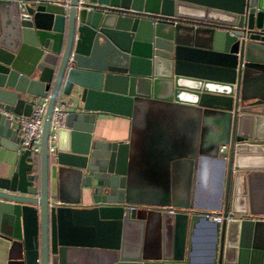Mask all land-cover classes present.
Segmentation results:
<instances>
[{"label":"water","instance_id":"1","mask_svg":"<svg viewBox=\"0 0 264 264\" xmlns=\"http://www.w3.org/2000/svg\"><path fill=\"white\" fill-rule=\"evenodd\" d=\"M38 98L47 103L37 166L23 151L0 176V238L19 264H191L186 228L190 236L201 220L212 230L205 264H264V0H0V145L15 136L5 113L27 116ZM59 98L75 103L49 156ZM149 105L224 114L217 145L226 150L200 127L195 154L219 164L216 204L153 206L146 217L130 209L140 202L132 140L99 143L90 133L98 115L135 125L141 109L157 112ZM50 161L91 204L51 189ZM155 217L161 245L145 255V222Z\"/></svg>","mask_w":264,"mask_h":264},{"label":"crops","instance_id":"2","mask_svg":"<svg viewBox=\"0 0 264 264\" xmlns=\"http://www.w3.org/2000/svg\"><path fill=\"white\" fill-rule=\"evenodd\" d=\"M59 98L57 102H61ZM72 104L66 103L69 110ZM155 113L150 119L136 121L135 125L127 117L102 114L94 121L90 133L91 141L105 143L128 141L136 142L130 154L137 160L135 176L130 182L137 193L140 202L130 204L140 205L143 211L162 206L174 209L181 205H191L193 201L209 207L217 203L220 194L218 180V163L203 158L210 153L202 152L198 161L195 154L199 149V122L192 114L197 110L180 105H149ZM156 116V117H155ZM202 136L208 138L213 128L211 121H201ZM209 128V129H208ZM211 135H209L210 137ZM210 142V139H207ZM16 138L7 140V147L0 145V176H9L15 167L17 152L12 149ZM56 143V142H55ZM210 144V143H209ZM220 146L218 147L219 151ZM224 148L222 151H225ZM199 165V167H198ZM49 181L51 189H58L63 200H77L82 205L91 204L87 191L78 198L77 188L70 182L66 171L56 172L55 166L49 162ZM199 168V169H198ZM198 169V171H197ZM67 170V169H66ZM258 205V202H256ZM208 211H210L208 209ZM140 214V213H139ZM212 234L211 225L201 220L188 235L186 228L185 248L190 241L191 264H205L203 255L206 253V241ZM161 228L158 217L145 222L143 246L147 255L151 247L159 252ZM173 228L165 229L164 239L171 246ZM170 248V247H169ZM0 264H19L9 253L8 243L0 238Z\"/></svg>","mask_w":264,"mask_h":264},{"label":"built area","instance_id":"3","mask_svg":"<svg viewBox=\"0 0 264 264\" xmlns=\"http://www.w3.org/2000/svg\"><path fill=\"white\" fill-rule=\"evenodd\" d=\"M64 1L66 3V0ZM46 103V98L35 99L30 113L27 116L15 115L10 112L5 113L6 117L11 121V127L15 134V151L17 153L28 151L34 166H37L40 152L41 130ZM66 111V105L62 102H56L52 108L48 129L47 153L49 156L55 151L57 130L64 127ZM223 149L224 147L221 146L219 151ZM134 207L130 206V209ZM209 219L213 222L220 223L223 219H229V215L223 217L221 214H213L209 216Z\"/></svg>","mask_w":264,"mask_h":264},{"label":"rangeland","instance_id":"4","mask_svg":"<svg viewBox=\"0 0 264 264\" xmlns=\"http://www.w3.org/2000/svg\"><path fill=\"white\" fill-rule=\"evenodd\" d=\"M197 112V111H196ZM140 113H142V116H143V119H150V118H152V115H151V113L150 112H148L147 110H145V108H143V109H141V111H140ZM221 114H219V113H205V114H203V115H201V114H198L197 115V113L194 115V114H192V116L195 118V119H201L200 121H205L206 120V122H207V120L208 121H211V123H212V125H213V128H212V130H213V134H212V132H211V134L213 135V139H212V137L210 136L209 137V135H211L210 134V132H209V130L207 131V136H208V138L207 139H210V140H212V146H213V148H216L217 149V147L219 146V145H217L219 142H221L222 140H224L225 138L223 137V135L220 133V125H221V123H223L222 121H223V119L222 118H224V114H222L221 116H220ZM201 116H203V119L202 118H200ZM142 119H140V121H141ZM200 127H201V123L199 122V128H198V133L200 134ZM209 129V128H208ZM205 137V136H204ZM206 139V141L207 142H209L208 140ZM136 142L134 141H132V146L131 147H136ZM217 145V146H216ZM136 208H137V210H138V214L140 213V215H142V216H144V217H146L147 216V214H145V212H141V207H140V205H136ZM148 221V220H147Z\"/></svg>","mask_w":264,"mask_h":264}]
</instances>
